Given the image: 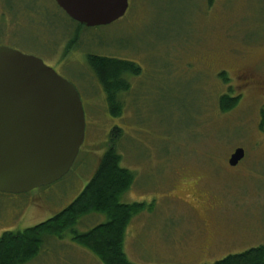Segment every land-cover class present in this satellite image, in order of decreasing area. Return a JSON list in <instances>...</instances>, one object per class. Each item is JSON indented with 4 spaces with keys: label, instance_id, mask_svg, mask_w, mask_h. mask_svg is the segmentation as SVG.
<instances>
[{
    "label": "rangeland",
    "instance_id": "rangeland-1",
    "mask_svg": "<svg viewBox=\"0 0 264 264\" xmlns=\"http://www.w3.org/2000/svg\"><path fill=\"white\" fill-rule=\"evenodd\" d=\"M128 2L111 24L79 27L54 0H0V45L39 57L72 83L85 115L83 143L63 177L25 193L0 192V235L67 206L93 175L117 126L121 166L134 173L121 201L146 203L126 230L131 262L213 264L264 244V0ZM89 53L141 68L124 76L130 87L118 94V117L110 115L86 63ZM223 94L238 97L231 111L219 107ZM236 147L245 155L231 168ZM208 204L216 208L207 211ZM196 213L210 224L207 233L200 234ZM104 221L92 213L75 230ZM71 237L45 236L37 256L23 264H102ZM82 253L87 258H79Z\"/></svg>",
    "mask_w": 264,
    "mask_h": 264
},
{
    "label": "water",
    "instance_id": "water-1",
    "mask_svg": "<svg viewBox=\"0 0 264 264\" xmlns=\"http://www.w3.org/2000/svg\"><path fill=\"white\" fill-rule=\"evenodd\" d=\"M54 2L86 27L111 24L129 6L128 0ZM84 132V107L74 85L39 57L0 45V192L25 193L63 177ZM244 154L236 147L228 164Z\"/></svg>",
    "mask_w": 264,
    "mask_h": 264
},
{
    "label": "trees",
    "instance_id": "trees-1",
    "mask_svg": "<svg viewBox=\"0 0 264 264\" xmlns=\"http://www.w3.org/2000/svg\"><path fill=\"white\" fill-rule=\"evenodd\" d=\"M214 1L206 0V3L210 6ZM77 38L76 32L69 40L68 49L73 47ZM86 63L102 86L110 115L120 116L123 104L118 94L130 87L124 76L138 75L141 68L126 59L93 53L86 55ZM220 77L227 80L224 73ZM218 101L221 111L228 112L238 104V97L223 94ZM262 114L261 125L264 112ZM121 137L122 129L114 126L110 131L107 149L100 157L93 175L67 206L34 226L4 231L0 235V264L26 263L37 256L45 236L61 239L67 232L72 234L73 241L93 253L102 264H134L124 252L125 235L132 218L145 208L146 203L121 201V196L134 182V173L121 166V154L116 148ZM92 213L105 215L106 221L86 232H77L75 226L80 219ZM213 264H264V244L226 255Z\"/></svg>",
    "mask_w": 264,
    "mask_h": 264
},
{
    "label": "flooded vegetation",
    "instance_id": "flooded-vegetation-1",
    "mask_svg": "<svg viewBox=\"0 0 264 264\" xmlns=\"http://www.w3.org/2000/svg\"><path fill=\"white\" fill-rule=\"evenodd\" d=\"M241 76H245V75H241ZM241 161H239L236 165H234V166H231V165H229L231 168H235V167H237L238 166V164L240 163ZM203 208H206V206L205 207H203ZM216 207L214 206V205H212V204H208L207 205V211H212V210H214ZM195 212V211H194ZM195 218H196V220H197V222L199 223V225H200V227H198L199 229H200V233L201 234H203L204 232H206L207 233V228L209 227V223L204 219V215H201V214H199V213H196L195 215ZM216 232V231H215ZM214 235V234H213ZM215 236V237H214ZM211 239L212 240H214L215 238H218V236L217 235H214Z\"/></svg>",
    "mask_w": 264,
    "mask_h": 264
},
{
    "label": "crops",
    "instance_id": "crops-1",
    "mask_svg": "<svg viewBox=\"0 0 264 264\" xmlns=\"http://www.w3.org/2000/svg\"><path fill=\"white\" fill-rule=\"evenodd\" d=\"M200 234H201V233H200ZM201 235H202V234H201ZM194 247H195V246H194ZM195 248H196V247H195ZM196 249H197V251L199 250V248H196ZM124 252H125V251H124ZM79 258H87V256H86L85 254L83 255V253H82V255H80Z\"/></svg>",
    "mask_w": 264,
    "mask_h": 264
}]
</instances>
